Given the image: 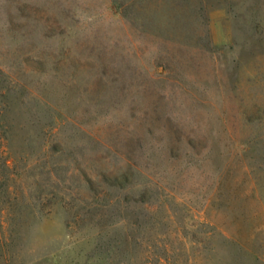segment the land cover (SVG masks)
Instances as JSON below:
<instances>
[{"label":"rangeland","instance_id":"obj_1","mask_svg":"<svg viewBox=\"0 0 264 264\" xmlns=\"http://www.w3.org/2000/svg\"><path fill=\"white\" fill-rule=\"evenodd\" d=\"M0 264H264V0H0Z\"/></svg>","mask_w":264,"mask_h":264}]
</instances>
